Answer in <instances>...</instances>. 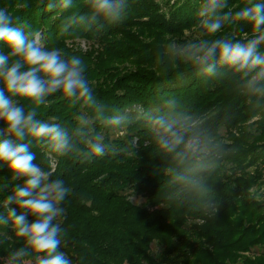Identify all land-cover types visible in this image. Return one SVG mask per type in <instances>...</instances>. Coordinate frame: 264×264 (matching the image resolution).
<instances>
[{"label": "trees", "instance_id": "trees-1", "mask_svg": "<svg viewBox=\"0 0 264 264\" xmlns=\"http://www.w3.org/2000/svg\"><path fill=\"white\" fill-rule=\"evenodd\" d=\"M92 4L0 0L14 26L37 34L46 50L81 59L91 90V100L57 92L38 106L13 98L58 124L72 144L57 156L43 141H24L34 162L72 189L61 205L60 250L72 264H264V91L251 90V74L228 65L214 61L206 71L188 47L222 37L244 42L252 26L234 14L248 0H225L220 14L231 15L214 35L202 25L204 0H124L116 20L93 19ZM186 32L200 39L188 41ZM8 53L0 44V54ZM160 117L176 122L196 148H159ZM95 142L102 155L91 152ZM17 183L23 179L13 181L0 165L4 218L2 202ZM133 190L143 203L130 201ZM153 242L162 247L157 255ZM23 243L10 221L0 223V264ZM253 251L259 255L243 254Z\"/></svg>", "mask_w": 264, "mask_h": 264}, {"label": "clouds", "instance_id": "clouds-1", "mask_svg": "<svg viewBox=\"0 0 264 264\" xmlns=\"http://www.w3.org/2000/svg\"><path fill=\"white\" fill-rule=\"evenodd\" d=\"M70 2V0H68ZM93 19L97 16L116 20L124 8V0H93ZM225 0H204L200 15L202 25L209 35L220 31L230 13L221 15ZM236 20L251 24V32L244 42L222 37L199 44H190L197 64L206 65L212 72L215 63L228 65L248 80V87L255 92L264 91V3L248 0V6L234 14ZM0 44L9 49L7 55L0 54V165H5L17 183L5 196L2 206L7 218L0 216V223L11 228L15 236L23 240V246L12 252L9 264L16 261L34 260V264H72L61 251V219L66 215L61 205L72 189L63 179H53L51 170H45L36 161L30 150L27 137L43 141L57 156L66 155L72 148L68 134L58 124H49L37 119L35 108L26 111L13 98L30 101L35 105L44 103L45 97L60 92L65 97L92 99L85 69L78 57L64 59L58 49L46 50L35 33L26 34L14 26L13 14L0 8ZM7 93V95H6ZM158 147L174 152L185 144L183 132L176 122L160 117L154 121ZM99 140V138H97ZM194 140L185 148L194 150ZM90 150L102 155L101 143H91ZM180 153H178L179 155ZM135 191L130 196L135 198ZM15 205V207H9Z\"/></svg>", "mask_w": 264, "mask_h": 264}, {"label": "rangeland", "instance_id": "rangeland-1", "mask_svg": "<svg viewBox=\"0 0 264 264\" xmlns=\"http://www.w3.org/2000/svg\"><path fill=\"white\" fill-rule=\"evenodd\" d=\"M185 35L187 36V40L188 41H192V40H198L200 39V35L199 33H189V32H186ZM80 47L82 49H86L87 48V45L81 41L80 43ZM221 133H223V131H221ZM259 194L260 195H264V185L261 186V188L258 190ZM130 201L134 204H141L144 202V199L140 196H135V198L133 199L132 197H130ZM161 249L162 247L157 244L156 242H153L151 244V252L153 253V255H157L159 252H161ZM245 256H249V257H254V256H257L259 255L257 253V251H253V252H246V253H243Z\"/></svg>", "mask_w": 264, "mask_h": 264}]
</instances>
